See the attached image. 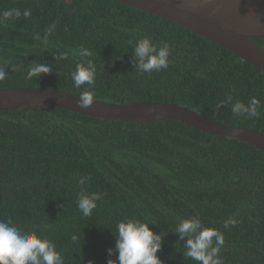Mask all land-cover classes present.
Instances as JSON below:
<instances>
[{"label": "trees", "instance_id": "obj_1", "mask_svg": "<svg viewBox=\"0 0 264 264\" xmlns=\"http://www.w3.org/2000/svg\"><path fill=\"white\" fill-rule=\"evenodd\" d=\"M13 8L31 15L4 20L3 11ZM143 36L169 45L168 68L135 69L134 47ZM252 40L264 47V38ZM81 47L97 63L94 99L173 102L264 132V72L208 38L116 0H0V65L9 73L0 88L81 94L85 86L77 89L71 79L79 57L57 59ZM41 63L52 73L27 79ZM251 97L261 101L260 116H235L232 103ZM81 176L89 178L84 186ZM82 188L102 194L89 217L77 207ZM197 213L223 232L224 264H264V151L173 119H101L50 106L0 110V219L47 235L64 264L116 259L108 249L125 218L151 221L162 237L163 264H197L184 256L189 237L175 231L181 218ZM229 217L238 223L225 229Z\"/></svg>", "mask_w": 264, "mask_h": 264}, {"label": "clouds", "instance_id": "obj_2", "mask_svg": "<svg viewBox=\"0 0 264 264\" xmlns=\"http://www.w3.org/2000/svg\"><path fill=\"white\" fill-rule=\"evenodd\" d=\"M29 17L31 11L25 9L22 13L13 8L3 11L4 20L9 18ZM55 24L46 29L45 44L47 36L54 30ZM136 60L135 69L140 73L159 72L169 67L171 49L167 43L157 45L150 36H143L136 41L134 47ZM71 56H78L76 68L71 72L74 87L79 89L85 86L77 103L87 108L94 101V85L97 76V63L90 49L81 47L72 52L65 50L57 59L67 60ZM7 66L0 65V80L9 76L5 71ZM15 69H13L14 71ZM52 67L48 64H33L26 72V78L40 77L42 74H51ZM227 102H232V96L228 95ZM224 102L222 101L221 104ZM261 101L251 97L247 104L242 101L232 103L231 111L235 116L246 118H258ZM220 107V105H217ZM88 177L81 176L77 183L84 186ZM102 199L99 192H88L86 190L77 193V207L84 217H89L97 207V201ZM151 221H142L136 218H125L116 226L115 247L109 248V257L117 254L116 259L109 258L107 264H163L158 256L161 248L162 237L149 227ZM235 217H229L224 222V228L236 226ZM181 239L189 237L186 241L187 256L197 264H224L220 256L225 239L221 230L204 225L199 213L181 218L175 228ZM73 240L77 237L73 236ZM0 264H64V257L57 250L55 243L43 233L32 229H21L11 218L0 219Z\"/></svg>", "mask_w": 264, "mask_h": 264}, {"label": "water", "instance_id": "obj_3", "mask_svg": "<svg viewBox=\"0 0 264 264\" xmlns=\"http://www.w3.org/2000/svg\"><path fill=\"white\" fill-rule=\"evenodd\" d=\"M170 19L225 47L264 72V0H116ZM80 94L53 88L18 86L0 88V110L25 106L60 107L101 119L148 122L173 119L215 136L238 139L264 151V132L218 122L183 105L140 100L111 102L94 99L81 107Z\"/></svg>", "mask_w": 264, "mask_h": 264}]
</instances>
